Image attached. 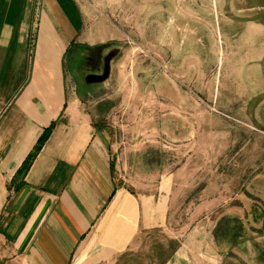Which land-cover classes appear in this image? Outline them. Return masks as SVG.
Instances as JSON below:
<instances>
[{
    "label": "rangeland",
    "instance_id": "1",
    "mask_svg": "<svg viewBox=\"0 0 264 264\" xmlns=\"http://www.w3.org/2000/svg\"><path fill=\"white\" fill-rule=\"evenodd\" d=\"M80 1L95 6L87 21L104 40L67 55L68 94L109 133L117 186L148 194L170 184L165 226L139 236L141 255L128 264L161 262L179 244L180 264H264V225L248 212L264 213V135L225 119L218 1ZM227 216L242 219L244 243L225 237Z\"/></svg>",
    "mask_w": 264,
    "mask_h": 264
},
{
    "label": "crops",
    "instance_id": "2",
    "mask_svg": "<svg viewBox=\"0 0 264 264\" xmlns=\"http://www.w3.org/2000/svg\"><path fill=\"white\" fill-rule=\"evenodd\" d=\"M217 1L229 48L225 119L264 135V0ZM94 7L80 0H0V264H128L141 255L139 236L166 224L170 184L148 194L117 186L109 133L68 94L67 55L75 45L104 40L95 21H87ZM218 96L215 87L214 108ZM181 260L188 258L179 244L154 264Z\"/></svg>",
    "mask_w": 264,
    "mask_h": 264
},
{
    "label": "trees",
    "instance_id": "3",
    "mask_svg": "<svg viewBox=\"0 0 264 264\" xmlns=\"http://www.w3.org/2000/svg\"><path fill=\"white\" fill-rule=\"evenodd\" d=\"M54 125H51V127H49L47 130L44 131V133L41 135V137L39 138L36 146L34 147L33 151L29 154V156L26 158V160L24 161L22 167L20 168V170L17 173V177L18 178H23V176L26 174V172L28 171L29 167L31 166L32 162L34 161V159L36 158L37 154L39 153V151L41 150V148L43 147V145L45 144V142L47 141L52 128ZM18 186V185H17ZM16 186V188H17ZM259 208L258 206L254 205V207L251 210V214H253L254 219L261 220V218L264 216V214H262L261 216V212L258 213ZM230 220H232V222L237 223V229L233 230V229H229L228 225L230 223ZM234 226V225H233ZM220 230V228H219ZM215 233V237L217 238V234L218 231ZM252 232L254 231L253 229H251ZM236 232V234H235ZM257 234H260V231H254ZM233 234L232 238L230 239L231 243L233 246H237L240 245L241 243H244L247 239H246V234L247 231L245 229V225H243L242 223V219L238 218V217H225V237H227L228 235Z\"/></svg>",
    "mask_w": 264,
    "mask_h": 264
}]
</instances>
